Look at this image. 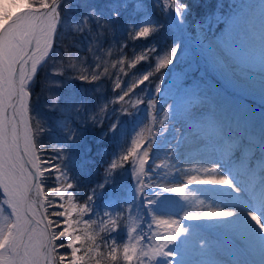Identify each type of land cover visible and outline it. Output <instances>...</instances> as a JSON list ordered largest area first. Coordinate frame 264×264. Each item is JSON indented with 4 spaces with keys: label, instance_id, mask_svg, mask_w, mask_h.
Wrapping results in <instances>:
<instances>
[{
    "label": "snow or ice",
    "instance_id": "1",
    "mask_svg": "<svg viewBox=\"0 0 264 264\" xmlns=\"http://www.w3.org/2000/svg\"><path fill=\"white\" fill-rule=\"evenodd\" d=\"M155 9L165 16L171 10L181 26L191 13L209 21L211 15L205 13V0H0V264H119L120 260L123 264H185L183 259H177L180 255L177 249L187 244L191 232L183 220L229 221L236 215L233 210H225L203 215L185 212L183 217L167 220L157 218L154 206L163 194L183 196L188 185L194 183L226 186L242 204L258 203L264 210V180L259 185L242 187L226 174H220L218 179L190 177L181 186L162 187L151 186L143 179L161 167L156 164L150 169L149 165L155 137L167 135L169 125L174 129L176 143L168 150L171 155H178L181 140L186 136L178 125L187 113L170 116L162 110L163 119H158L159 98L142 96L140 92L144 89L137 91L141 85L147 86L150 74L125 84L119 75L108 72L102 53L110 52L113 45L118 47L121 55L113 67H119L124 75H128L125 69H134L138 63L151 61L153 56L157 58L152 65L156 73L174 64L179 47L174 39L163 58L159 57L161 49L155 44L128 57L129 42L134 46L138 41H149L164 29V22L153 17ZM201 23L193 22L196 32ZM64 28L86 40L88 53L94 58L87 73L76 72L70 79L93 85L102 102L98 99L91 103L71 85H67L63 94L50 95L46 107L58 116L57 127L63 138L59 148L48 150L39 147L29 123L33 87L40 67L51 59ZM168 31L173 32L172 26ZM118 36L123 39L118 40ZM107 81L111 82L109 96H105ZM53 83L65 86L60 81ZM181 86H187L183 77ZM151 91L160 93L159 84ZM141 106L150 124L161 125L152 140L140 139V132L130 135L124 128L127 118L141 114ZM242 134L250 145L249 158L256 151L264 157V119L259 126L246 120ZM93 146L103 165V179L88 187L81 202L76 189L81 176L88 174L87 166L95 162L91 157ZM81 148L85 157L79 161L81 176L74 177L72 167L77 164L76 152ZM48 151L56 155L46 157ZM231 162L226 159L210 171L226 169ZM260 163L264 167V161ZM241 167L248 168L249 164L243 162ZM125 172L134 184L131 201L121 205L122 211L115 212L108 210L112 202L106 201V210L98 222L94 219L99 215L96 201L115 185L116 176ZM49 179L60 183L49 187L46 183ZM146 188L150 190L145 191ZM125 214L133 224L124 222ZM246 217L264 234L260 215L247 211ZM137 219L139 223L135 222ZM153 224L163 230L153 233ZM222 227L236 228L232 223ZM122 231L124 236L120 238ZM260 239L264 241V235ZM173 245L176 247H170Z\"/></svg>",
    "mask_w": 264,
    "mask_h": 264
},
{
    "label": "rangeland",
    "instance_id": "2",
    "mask_svg": "<svg viewBox=\"0 0 264 264\" xmlns=\"http://www.w3.org/2000/svg\"><path fill=\"white\" fill-rule=\"evenodd\" d=\"M205 1L209 3L205 8V13L211 14L210 21L202 16V19H200L202 23L198 32L192 27L194 21H199L196 15L193 16V13L188 15L187 23L181 26L180 22L175 17V13L171 12V10L168 15L165 16L160 9H155L153 11V17L158 22H164V29L149 41H138L134 46L129 42L130 48L128 50V57H131L133 52H135V54H140L142 47L155 44L161 49L159 57L163 58V56L167 55L168 50L172 46V40L174 39L176 41L179 47L177 56L173 58L174 64L169 65L166 69H161L159 73H156L154 67H152L157 59L155 56H153L151 61L138 63L134 69H125L128 75H124V73L120 72L119 67H113V64L121 55L118 47L113 45L110 52L106 51L102 53V55L104 58V66L107 67L108 72L119 75L125 84L134 82L145 74H150V80L146 82L147 86L141 85L137 91L139 92L140 89H144L143 92H140L142 96L147 94L155 95L159 98V107L156 110L158 119H163V111L169 112L173 109H178L179 112H186V119L180 121L178 126L183 128L184 132L187 133V127L192 119V121L197 123L198 127L201 128V132H199L201 141L212 146L213 144L224 142L225 138L228 139V143H230L231 139L233 142L237 139L235 136L231 137V130L228 129L221 120V117L226 119L221 115L223 111L221 110V106L227 110H225L226 116L232 118L235 112H237L236 107L239 108V106L240 111H238L237 115L244 116L247 114L245 108L241 106V103L242 105L247 104L248 106L256 104L246 101L244 98L237 95V92H245L243 88L246 86L242 82L237 81L234 78L237 75L228 70L232 69L234 72L239 69L248 72L254 70L255 66L251 58L252 52L246 50L244 44L255 42L257 44L259 43V47H261V29L255 26L256 21L253 20L252 14H263L264 0ZM160 7L162 8L163 5L161 4ZM169 26L173 28L172 33L168 31ZM117 39L120 40L123 39V37L118 36ZM66 40L67 43L62 46V50L54 46L51 59L39 69L41 70L39 72V78L37 77L33 87L32 110L29 122L39 147L48 150L59 148L63 138V133L59 127H57L58 116L53 115L46 107L50 95L63 94V92L67 90V85H71L72 88H78L91 103L95 104L98 99L102 102V98L93 91V85L81 84L80 81L70 79V76L76 72L87 73L89 70L88 64L94 59L90 57L88 53L87 41L77 37L71 30ZM63 49H65L66 52L65 50L63 51ZM149 55L152 54L149 53ZM125 59L127 62V57ZM182 77L184 84L187 85L186 87L181 86ZM55 81L63 82L65 86L57 87L55 83H53ZM157 84H159L161 88L160 93L151 91V89H155ZM105 87L107 89L105 96L112 95L110 91V81L105 83ZM247 93L257 99L259 98V102L262 100L259 94L252 90L247 91ZM186 107L187 109H185ZM259 107H261V105ZM194 114L196 115V119L194 118ZM147 124H149L148 117L143 106H141V114L136 117L127 118V123L124 125V128L130 135H135V133L140 132L141 135L139 138L142 139L141 130L143 126ZM207 129H215L214 131L218 134L214 141L212 136L208 134L209 131H207ZM172 133H174L173 129ZM235 145L236 147L240 145L245 147L247 142L242 139L241 141H237L234 146ZM231 148L233 153L227 160H231L234 166H241L242 163L234 162L238 159L249 164L246 171L243 167V172L242 169L239 170V172L243 174V180H246L247 175L245 176L244 174L248 173L249 170H254L258 158L253 160L256 154L249 158V153L246 156L241 153L239 156H236L240 150L234 147ZM107 150L109 153L111 152V142H109ZM95 153H97V151L91 154L93 160L97 159ZM54 155H56L54 151L45 153L46 157ZM240 155H243V157L240 158ZM84 158L81 148L76 152L77 164L73 165L72 168L74 170L80 169L79 161ZM97 162L99 166L102 165L99 161H96V163ZM98 165L95 164V167ZM252 165L253 167H251ZM90 167L92 169L93 164H91ZM101 167L100 171H98L97 168L91 170L87 167V178L82 181V185L84 184L83 189H81L80 184L79 188L76 189V195L80 198L81 202L86 197L88 187L103 179V165ZM257 171L259 179L256 185H259L261 180H264V167L260 165ZM153 174L160 176V174L155 171ZM71 175L74 176L72 172ZM92 179H95V181ZM46 183L51 187L57 186L60 182L49 179ZM251 184V182L246 181L243 186ZM133 188V181L127 172L123 175H117L115 178V185L107 188L103 195L96 201L95 209L99 215L95 216L94 219L99 222L106 210V201L112 202L108 208L109 211H122L121 205L130 202L134 195ZM65 204L67 205L66 201ZM262 212L263 210H261V212L258 211V214L260 213V216H262ZM86 218L87 217H85V219ZM123 219L125 223L129 225L133 224V221L127 219V214H125ZM81 227H83V225H81ZM93 227L96 228V226ZM147 228L148 225H145L144 230H147ZM152 231L153 233L157 232L155 229H152ZM123 236L124 233L122 231L120 233V238H123ZM119 264H123V261L120 260Z\"/></svg>",
    "mask_w": 264,
    "mask_h": 264
},
{
    "label": "bare ground",
    "instance_id": "3",
    "mask_svg": "<svg viewBox=\"0 0 264 264\" xmlns=\"http://www.w3.org/2000/svg\"><path fill=\"white\" fill-rule=\"evenodd\" d=\"M252 16L253 20L256 21L255 26L261 29L260 38L262 44L259 47V43L253 42L251 44H244V46L246 50L252 52L250 53L255 68L252 72L244 71L243 69L235 70V72L232 69L228 71L237 75L234 78L246 86L243 88L245 92H237V95L246 101L256 104L248 106L241 103L247 114L238 116L237 113L240 111L239 106V108L236 107L237 112H235L232 118L226 116L227 110L220 105L221 110H223L221 115L226 118L223 119L221 117V120L231 130V137L235 136L237 138L236 141L233 142L231 139L230 143H228V139L225 138L224 142L211 146L201 141L199 138L201 128L191 119V123L187 127L186 136L181 140L178 155H171L168 149L170 145L176 143V140L173 139L174 133H172L171 125H169L167 135L155 137L154 151L149 168H154L156 164L161 165L159 169L155 170L160 176L153 174L154 171L150 175L146 174L143 179L149 185L154 186L159 184L162 187H177L186 184L190 177L197 179H218L220 178V174H226L230 181L238 182L242 187H245L243 185L246 181L252 184L258 182L259 174L257 170L261 165L260 162L264 161V157L261 156L259 151L255 152L256 156L253 159L258 158L256 167L254 170H249L248 173L244 174L245 176L247 175L246 180H243V174L239 172L241 169L243 172L244 169L240 165L234 166L233 162L226 169L218 170L216 173L210 171L211 168L216 167L217 164L232 156L231 147L240 150L236 156H239L240 153L246 156L250 149L248 143L245 147L242 145L238 147L234 146L239 140L243 139L246 141L242 134L244 123L246 120H250L256 126H259L261 120L264 119V12L261 15L253 13ZM251 90L259 94V97L262 99L260 102L259 98L257 99L247 93V91ZM258 105H261V107ZM177 112H179L178 109H173L169 111V114L170 116H174ZM194 118L196 119L195 114ZM160 127L161 125L158 122L154 126L150 123L147 124V127L143 126L141 130L142 140H152L155 130ZM149 128H152L153 131L150 132ZM214 130L207 129L213 141L218 136ZM242 157L243 155H240V158ZM234 162L243 163L239 159ZM144 190L149 191L150 189L146 188ZM225 210H233L236 212V215L230 218L229 221L216 218L182 221L183 224L190 226L191 232L187 236V244L177 249L180 252L177 259H183L185 264H264V241L260 239V236L264 234H260L258 229L255 228L254 223L248 221L246 217L247 211H255L258 214V211L261 212L262 209L258 206V203L242 204L231 190L226 189V186L194 183L188 185L183 196L169 193L163 194L157 205L154 206V211L158 213L157 218L162 220L175 219L178 215L183 217L185 212L193 215H203L208 212ZM258 215L261 214L259 213ZM261 217L264 220V210ZM135 222L139 223V220L137 219ZM226 223L235 224L236 228L229 229L222 227ZM145 225L147 226L148 224L145 223ZM152 229H155L157 232L163 230L162 228H156L154 224Z\"/></svg>",
    "mask_w": 264,
    "mask_h": 264
},
{
    "label": "trees",
    "instance_id": "4",
    "mask_svg": "<svg viewBox=\"0 0 264 264\" xmlns=\"http://www.w3.org/2000/svg\"><path fill=\"white\" fill-rule=\"evenodd\" d=\"M207 5H209V3H207L206 1H205V8L207 7ZM205 11H206V9H205ZM197 16L198 17V20H200V19H202V16H199L198 14H196V13H193V16ZM69 32H70V29H68V28H64V29H62L61 30V32L59 33V35H58V38H57V41H56V43H55V45L54 46H57V47H59V48H61V50H62V46L63 45H66V43H67V40H66V37H67V35L69 34ZM65 49H63V51H64ZM65 52H66V50H65ZM41 70H39V72H40ZM39 72H38V75H37V77L39 76ZM39 78V77H38ZM94 151H97L96 150V147L95 146H93V152ZM92 152V153H93ZM95 155L97 156V159L96 160H94L95 162L93 163V168L91 169V165H89V166H87L88 167V169H91V170H95V168H97L98 169V171H100L101 170V166L102 165H98V162L96 163V161H99V157H98V155H97V153H95ZM95 164H97L98 166L97 167H95ZM91 172V171H90ZM72 173L74 174V177L75 176H81V171H80V169H78V170H74L73 168H72ZM85 178H87V176L86 177H84V176H81V178H80V180H79V184H80V187H81V189H83V185H82V181H84L85 180ZM94 178H95V176H94ZM93 181H95V179H92ZM90 183H91V181H90Z\"/></svg>",
    "mask_w": 264,
    "mask_h": 264
}]
</instances>
